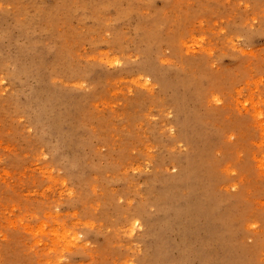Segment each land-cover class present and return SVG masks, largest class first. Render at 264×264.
Instances as JSON below:
<instances>
[{"label": "rangeland", "instance_id": "rangeland-1", "mask_svg": "<svg viewBox=\"0 0 264 264\" xmlns=\"http://www.w3.org/2000/svg\"><path fill=\"white\" fill-rule=\"evenodd\" d=\"M0 264H264V0H0Z\"/></svg>", "mask_w": 264, "mask_h": 264}]
</instances>
